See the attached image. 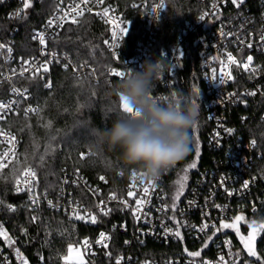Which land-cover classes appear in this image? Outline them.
Masks as SVG:
<instances>
[{"label": "built area", "instance_id": "1", "mask_svg": "<svg viewBox=\"0 0 264 264\" xmlns=\"http://www.w3.org/2000/svg\"><path fill=\"white\" fill-rule=\"evenodd\" d=\"M0 1L3 6L6 5L2 12L0 10V44L4 45L0 48V105L7 106L0 107V130L3 132L0 134V154L9 153L6 158L0 156L4 164L0 168V174L15 159L20 146L14 131L6 126L8 118L29 116L38 111L32 91L24 86L25 80L46 76L53 68H58L78 78L89 77L95 82L103 78L112 84L118 83L121 78L110 75V69L126 73L130 70L140 71L146 61L163 58L168 62V71L155 82L151 95L158 103L166 105L173 99L181 102L190 99L179 94L177 80L179 71L184 68L186 56L194 51L198 58L204 95L193 101L203 109L199 111L198 120L204 115L211 124L205 140L207 149L223 155L214 161L213 167L201 171L183 190L178 200L174 201L166 191V178L172 173L174 166L155 180L142 179L141 174L132 169L124 194L106 193L88 182L78 171H64L60 187L54 196L40 192L36 176H25V169L29 167L17 178L20 181L19 187L23 189L20 192L15 191L16 179L14 192L25 196L32 207L45 206L84 224H92V215L96 216L97 222L102 217H113L108 229L99 231L93 237L84 238L79 243L85 257L84 264H98L97 257L105 248H109L106 254L108 258H114V264L117 258H121V264H205L206 261L208 264H258L243 256L233 242L234 236L224 234L228 228H220V225L222 222L232 223L237 215H244L246 221H262L259 213L260 208L264 207V142L254 135L247 138L244 135L246 130L233 122L231 110L242 107L259 112V124L264 132V41L261 40L264 36V0H238L237 4L232 0L211 1L194 21L185 22L182 37L173 46L159 53L154 51V46L158 24L167 10V0H144L134 4L137 9L136 18L144 29L134 49L124 44L131 31V23L111 3L104 1L102 5H98L90 2L87 8L92 11L89 12L81 0H55L56 8L32 31L33 46L26 47L23 54L18 51L21 40L20 23L29 15L34 0H31V7L27 9L23 7L24 0ZM77 4H80V9H85L83 15H77L79 9L72 10ZM161 4L164 5L162 8ZM105 7L110 9L107 17L102 14ZM17 12L21 13L22 18L14 15ZM98 12L101 15H96ZM65 13L68 15L65 16ZM205 13V20L201 21L199 17ZM87 15L95 16L108 31L103 42L106 54L104 60L108 63L103 76L99 73V65L77 62L66 50L57 46L65 29ZM49 21H52L51 25ZM116 25H122L128 33L123 41H116L119 47L112 49L105 41L112 40V31ZM38 33L43 34L45 44L40 43ZM34 36L37 38L34 39ZM229 54L235 63L229 61ZM248 56H252L253 61L248 70H245L242 65L247 63ZM64 65L68 67L65 68ZM45 67L47 71L44 70ZM253 68L256 69L255 72L252 71ZM212 69H216L215 80L210 79ZM221 73L224 74L223 84L219 82ZM250 92L256 94L248 95ZM173 93L176 94L175 97ZM249 116L250 114H240L241 123ZM12 136L15 140L9 143ZM9 149L12 151L9 152ZM133 172L136 173L134 177ZM26 178L33 182L26 185ZM246 181L248 186L244 187ZM145 187L148 188L147 193L144 192ZM130 190L133 192L132 196L128 195ZM113 193L116 199H109ZM33 198L38 202L33 203ZM124 200L128 202L127 207L121 202ZM136 200H141L142 203L134 216ZM101 201L104 203L101 204ZM8 205L12 204H0V228L10 237L5 218V212H10ZM100 208L111 211L104 215ZM77 214L84 219H77ZM204 224L208 227L201 231ZM176 231L180 232V237L174 234ZM101 232L108 239L97 243ZM10 238L14 243L7 247V240L0 236V264H22L16 256V249L22 254L17 246V238ZM85 241L88 242L87 246ZM149 243L166 246L181 243L184 246L181 253L183 255L156 256L152 248H148ZM197 251L200 252L198 257L188 255L189 252ZM220 257H223V261Z\"/></svg>", "mask_w": 264, "mask_h": 264}, {"label": "trees", "instance_id": "2", "mask_svg": "<svg viewBox=\"0 0 264 264\" xmlns=\"http://www.w3.org/2000/svg\"><path fill=\"white\" fill-rule=\"evenodd\" d=\"M104 1L111 3L117 12L130 21L131 31L124 44L134 49L144 31L142 23L136 18L137 9L134 4L144 0ZM211 1L213 0H167V10L158 24L154 51L159 53L173 46L182 37L185 22L194 21ZM5 8L6 5L3 6L0 1L1 12ZM55 8V0H34L29 15L20 23V54H23L26 47L33 46L32 31ZM6 24L5 22V26ZM107 35L108 31L103 23L95 16L87 15L65 29L63 37L57 41V46L66 50L77 62L99 65V73L103 76L105 66L108 65L104 60L106 54L103 44ZM116 84H109L103 78L97 82L89 77L78 78L58 68H53L46 76L24 81V86L33 93L38 111L29 116H12L6 122V126L19 139L20 146L15 159L0 174V197L4 203L15 206V211L5 212L6 229L10 237L17 238V246L29 264H65L64 257L68 255L70 245L78 246L82 239L108 229L113 220V217H102L92 224L76 222L62 212L45 206L32 207L25 196L14 192L13 186L21 172L31 167L36 172L40 192L50 196L58 191L64 171H78L88 182L106 193L124 194L129 173L134 168L122 164L118 148L110 150L107 145H97L95 136V130L109 129L118 119L127 116L113 90ZM177 89L180 95L187 96L192 101L204 95L199 62L194 51L186 56L184 68L179 71ZM201 107L198 106L199 111H203ZM231 111L233 122L246 130L244 135L247 138L254 135L264 142L259 112L242 107ZM240 114H250L243 124ZM49 122L51 127H46ZM193 129L189 154L174 166V170L166 178V191L171 197L175 196L176 181L188 165L195 163L196 167L188 169L185 189L201 171L213 167L214 161L223 155L209 151L206 147L205 140L211 124L204 115L196 123L195 130ZM53 136L56 137L54 141L51 140ZM49 144L52 145L51 148ZM41 155L45 157L43 164L39 160ZM259 215L264 221V207L260 208ZM243 232L246 233V230ZM232 239L246 257L235 237ZM148 248H152L156 256L169 257L182 256L184 250L181 243L167 246L149 243ZM108 249L100 251L98 264H114V258L107 257ZM258 251L264 260V237Z\"/></svg>", "mask_w": 264, "mask_h": 264}, {"label": "clouds", "instance_id": "3", "mask_svg": "<svg viewBox=\"0 0 264 264\" xmlns=\"http://www.w3.org/2000/svg\"><path fill=\"white\" fill-rule=\"evenodd\" d=\"M168 71L163 58L146 61L140 71L130 70L114 86L118 98L123 97L139 116L118 119L111 128L95 130L97 145L120 150L125 167L134 168L142 179L155 180L163 172L186 158L191 150L199 109L190 99H173L166 105L152 99L154 84Z\"/></svg>", "mask_w": 264, "mask_h": 264}, {"label": "snow or ice", "instance_id": "4", "mask_svg": "<svg viewBox=\"0 0 264 264\" xmlns=\"http://www.w3.org/2000/svg\"><path fill=\"white\" fill-rule=\"evenodd\" d=\"M90 2L96 3V4H98V5H102V4L104 3V0H81V3H83V4L85 5L86 10L89 11V12L92 11L91 8H87V5H88ZM232 2H233L234 4H237V3H238V0H232ZM163 6H164L163 4L160 5L161 8H162ZM23 7H24V9H27V8L31 7V0H24V5H23ZM213 7L215 8V5H213ZM77 9H79V11L77 12V15H83L85 9H80V4L75 5V8H73L72 10H73V11H76ZM153 11L155 12L156 9H153ZM109 12H110V9H108V8L105 7V8L103 9V13H102V14H103V16L107 17V16L109 15ZM14 15H15L17 18H22L20 12H17V13H15ZM67 15H68V13H65V16H67ZM96 15H101V13L98 12V13H96ZM206 15H207V13L202 14V15L199 17V19H200L201 21L205 20ZM61 19H63V17H61ZM73 22L75 23L76 21L73 20ZM106 22H108V21H106ZM51 24H52V21H49V25H51ZM127 33H128V31H127V29H126L125 27H123L122 25H116V26L113 28V31H112V40H106L105 43L108 45L109 48H112V49L118 48V47H119V44H118L116 41H123V39H124V37L127 35ZM37 36H38L39 39H40V43H41V44H45V38H44L43 34H39V33H38ZM33 38L35 39V38H37V37L34 36ZM261 40L264 41V36L261 37ZM3 47H4V45L0 44V48H3ZM249 47H251V45H249ZM9 51H10V49H9ZM113 55H116V53L113 52ZM214 59H215V58H214ZM228 59H229V61H231V62H233V63L236 62V61L234 60V58L231 56V54L228 55ZM252 61H253V57H252V56H248V57H247V63H245V64L242 65V66L245 68V70H248V66L252 63ZM64 67L67 68L68 65H64ZM44 70L47 71V68L45 67ZM109 71H110V75H113V76L119 77V78H121V80L124 79L126 76L131 75L130 72H127V73H126V72H121V71L116 70L115 68H112V69H110ZM252 71L255 72L256 69L253 68ZM210 79H212V80H215V79H216V69H212V74H211ZM219 82H220L221 84L224 83V74H223V73H221V75H220V77H219ZM195 90H196L197 92L199 91L198 89H195ZM14 91H18V90H15V89H14ZM255 94H256L255 92H250V93H248V95H255ZM175 96H176V94L173 93V97H175ZM150 99H152V100H154V101L157 102V100H156L152 95H151ZM164 99H167V98H164ZM120 101H121V107H122V110H123L124 113L128 114L129 116H133V117H135V116H139V112H138V111H135V110L131 107V105H130V104H129V103H128L123 97H120ZM177 102H179V100H177ZM193 103H195V101H193ZM0 107H7V106H5V105H0ZM31 110H32V109H29V111H31ZM0 118H2V117H0ZM45 126H46V127H51V122H49V123H48L47 125H45ZM193 130H195V127H194ZM227 131L231 132L232 130H231V129H227ZM0 134H3L2 130H0ZM55 139H56L55 136H53V137L51 138V140H53V141H54ZM14 140H15V137L12 136L8 142H9V143H12V141H14ZM252 143H253V146H254V145H255V141H253ZM51 147H52V145L49 144V148H51ZM53 150H54V149H53ZM11 151H12V150L9 149V152H11ZM8 154H9L8 152H5V153L0 154V156L6 158V157L8 156ZM89 154H91V155H95L94 153H89ZM198 155H199V149L197 148V156H198ZM81 158H83V154H81ZM39 160H40L41 164H43V162H44V160H45V157H44L43 155H41V156L39 157ZM3 166H4L3 161L0 160V168H2ZM195 167H196V164H195V163H191L190 165H188V167H186V168L183 170L184 173H185V175H183V176L177 181V184L179 185V188H178L177 192L175 193V196L173 197L174 201H175V200H178L179 197H180V195H181L182 192H183L184 182L187 180V172H188V169H189V168H195ZM24 174H25L26 177H29V176H30V177H32V178H35V176H36V172H35V170H33V169L30 168V167L27 168V169H25V173H24ZM14 175H15V173H14ZM135 175H136V173L133 172V177H134ZM141 175H142V174H141ZM100 178H101L102 180L104 179L103 177H100ZM32 182H33L32 179H28V178H26V179L24 180V183H25L26 185H27V184H31ZM16 183H17V187L15 188V191H17V192L22 191L23 189H22L21 187H19V184H20L19 179H17ZM149 183H150L152 186H155V185H154V182L150 181ZM247 186H248V182L246 181V182L244 183V187H247ZM29 191H31L30 188H29ZM144 192H145V193L148 192V188H147V187L144 188ZM229 194H231V193H229ZM128 195H129V196H132V195H133V192L130 190V191L128 192ZM109 199H116L115 194H114V193H113V194H110ZM37 202H38V201H37L35 198H33V203H37ZM121 202L125 205V207L128 206V202H127L126 200L121 201ZM2 203H3V201H0V204H2ZM49 203L51 204V201H49ZM100 203L103 204L104 202L101 201ZM141 203H142L141 200H136L137 208H136V209H133V215H134V216H135V214H136V211L139 210V206L141 205ZM7 207H8V210H10V211H15V208H14L12 205H8ZM97 207H99V205H98ZM174 207H175V204H173V208H174ZM217 207H219V206H217ZM100 211H101L104 215H108L109 212L111 211V209L100 208ZM76 218H77V219H84L83 216H80V215H78V214L76 215ZM136 218L139 219V217H136ZM33 219H36V217H33ZM243 219H244V217H243L242 215H237V216L234 218V222H233V223L229 224V223H224V222H222L221 225H220V228H230V227L234 228V227L236 226V223H235V222H239V221H241V220H243ZM91 222H92V223H96V222H97V219H96V216H95V215H92V216H91ZM207 227H208V225H207V224H204V225L201 227L200 230L203 231V230H204L205 228H207ZM250 227H251L253 230H252V232L249 233L247 239H245V237H243V236H241L240 239H241V241L244 243V247L247 249L248 254H249L250 256H256V252H255V250H254V247H253V243H252V242H253V240H254V238H255V234H256V232H257V231H260V230H264V223L257 224V222L253 221V222H251ZM166 231H168V230L166 229ZM237 231H238V230H237ZM174 234H175L177 237H180V232H179V231H176ZM0 236H4L5 239L7 240V242H8L9 244L14 243V241H12L11 238L7 236L6 232H4V231L2 230V228H0ZM107 239H108V237L105 235V233L101 232V233H100V240H98L97 243H100L101 241H104V240H107ZM84 243H85V245L87 246L88 242L85 241ZM104 246L107 247L106 244H105ZM72 251H73V248H72V246L70 245V246H69V249H68L69 254H71ZM109 255H110V254H109ZM188 255H189V256H192V257H198V256H200V252H199V251H197V252H189ZM16 256L22 261V264H27V261L23 258V256H22V254L20 253L19 249H16ZM64 259L67 260L68 257L66 256V257H64ZM219 259H220L221 261H223V257H220ZM81 264H83V262H81ZM116 264H121V258H117ZM205 264H208V262L206 261Z\"/></svg>", "mask_w": 264, "mask_h": 264}, {"label": "water", "instance_id": "5", "mask_svg": "<svg viewBox=\"0 0 264 264\" xmlns=\"http://www.w3.org/2000/svg\"><path fill=\"white\" fill-rule=\"evenodd\" d=\"M244 217L243 220L239 221V222H235L236 226L234 228L230 227L227 230L224 231V234H231L235 237L237 243L240 245L241 249L243 250L244 254L253 262L258 263V264H264V260L262 258V256L260 255L259 251H258V246L261 243L263 237H264V230H260L257 231L255 234V238L253 240V247L254 250L256 252V256H250L248 254L247 249L244 247V243L241 241L240 237L243 236L245 237V239H247L248 235L250 232H252V228L250 227L251 222L253 221H246L245 220V216L242 215ZM234 222V221H233ZM232 222V223H233ZM257 222V224H261L264 223V221H255ZM231 224V223H230ZM243 229H246L247 232L244 233ZM238 230V231H237ZM6 246L9 247L10 244L6 241Z\"/></svg>", "mask_w": 264, "mask_h": 264}, {"label": "rangeland", "instance_id": "6", "mask_svg": "<svg viewBox=\"0 0 264 264\" xmlns=\"http://www.w3.org/2000/svg\"><path fill=\"white\" fill-rule=\"evenodd\" d=\"M183 175H185L184 172L181 174V176L178 178V180ZM177 181H176V185H175V191L176 192H177V190L179 188V185L177 184ZM185 184H186V181L184 182V188H183V190L185 189ZM72 248H73L72 253L69 254V252H68V255H67L68 259L67 260H64V263L65 264H81V262H83V264H84L85 263V257H84V254H83L81 248L79 246H72Z\"/></svg>", "mask_w": 264, "mask_h": 264}]
</instances>
